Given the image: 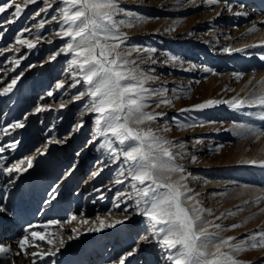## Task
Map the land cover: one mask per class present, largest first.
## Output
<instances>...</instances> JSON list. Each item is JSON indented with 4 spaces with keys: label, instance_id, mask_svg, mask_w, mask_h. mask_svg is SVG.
<instances>
[{
    "label": "rangeland",
    "instance_id": "1",
    "mask_svg": "<svg viewBox=\"0 0 264 264\" xmlns=\"http://www.w3.org/2000/svg\"><path fill=\"white\" fill-rule=\"evenodd\" d=\"M167 1L121 0L126 9L149 18L132 28L124 29L127 36L135 44L156 48V59L164 61L154 66V74L158 79L151 82L150 87H166V97H172L173 90L179 96L181 90L186 89V94L176 98L172 105L157 108L156 104H152L147 109L167 113L168 119L159 120L153 127L161 128L168 123L170 130L164 134L167 139L186 142L184 151L189 154V158L180 162L185 164L193 177L188 184L194 192L201 193L198 199L203 202V206L212 210V215L208 218L224 226L225 230L220 232L222 237L232 235L242 239L253 230L264 231V167L245 163L252 159L264 160V135L240 136L234 128L235 124H245L264 131V121L259 119L261 109L255 105L233 109L228 104L221 103L200 111L180 113V109L191 108L208 99L226 101L233 97L244 98L254 88L258 93L259 86H256L253 79L259 70L264 69L257 63L251 64L252 52L246 50L247 53L228 54L223 51L250 33L245 31L239 37L233 35L247 21L236 20L237 16L233 14L238 8L236 0L233 1L231 12L223 8L219 21L212 19V9L185 8L192 0H179V4L178 0L166 4ZM16 3L23 6V0H16ZM158 3H164L161 9L166 11L152 13L139 7L141 4L149 8L157 7ZM43 6L31 5L15 24H5L7 31L0 38V49L20 47L15 44V36L24 27L35 33L39 19L44 16L42 14L36 19L31 17L38 7ZM11 11L7 10L4 15H10ZM55 31H58L55 23L46 24L41 30V39L37 42L36 49L29 52L22 47L20 55H26L27 59L22 60L15 71L11 70L14 66L11 61L17 56L14 51L4 53L1 58L0 93L21 71L24 72L12 91L4 94L2 105L0 104V145L19 142L15 150L9 149L2 155L8 157L6 164L32 157L33 166L23 174L13 173L11 177L0 170V203L8 202L10 207L17 205L18 219L14 222L20 221L22 226H26L13 232L11 226L6 230V224L1 223L0 243L13 244L11 238L26 235L25 229L30 224L36 226L32 229L39 228L35 223L44 221L43 216L39 218L43 201L51 192V184L60 180L64 191L54 199L53 214L47 219L60 223L49 225L48 228L51 229L46 235L54 241L48 248H58L60 239L65 241V246L60 248L56 256L50 257L46 264H52L53 261L54 264H107L111 260L119 261L120 256L126 255L137 246L138 250L131 257H127L129 260L133 259L135 264L165 262L159 245L155 241L143 239L147 234L146 219L136 214L134 201L121 199L116 195L118 190L126 191V186L115 184L117 178L122 179L117 177V165L107 160L103 150H97L98 142L88 143L93 139L94 115L86 114L81 118L80 109L86 100L70 102L72 95L81 89L79 86L75 89L68 87L72 83L71 76L67 79L65 76L68 58L61 54L54 61L49 59L50 54L57 51L62 44L54 34ZM24 38L34 41L36 39L35 35L29 33H25ZM166 55L178 59L165 60ZM29 65L35 66L29 68ZM204 68L211 71L205 72ZM61 81L65 83V88L57 89L55 86ZM49 91L53 92V96H47ZM61 103L66 105L63 109L59 108ZM37 106L50 107L52 110L35 113ZM178 113L181 120L195 122L196 126L178 129L170 124L171 118ZM80 119L84 121L83 128L69 136ZM17 121H23L25 126L14 131L9 129L7 133L3 131L4 126ZM209 121L215 123H207ZM53 126L54 130L50 131ZM53 136L61 140L65 137L68 139L66 143L49 144L48 141ZM196 138L201 143L196 144ZM191 155L197 157L195 163L191 162ZM21 167H27V163ZM94 169H98L99 173L95 177ZM91 178H95L101 185L111 184L113 189L110 192L107 188L95 192L87 181ZM176 178L173 176V179ZM10 179L15 180V183L10 184ZM21 179L24 186L17 190ZM85 184L89 187L82 189ZM42 192H46L45 198ZM40 193L42 195L39 204L33 210L32 206ZM258 197L260 203H255ZM118 199L120 207L114 208ZM246 201L251 203L245 204ZM125 208L128 209L127 220ZM229 212L232 214L229 215ZM73 216L76 217L75 220L71 219ZM98 217L114 226L105 227L99 232L88 231L93 225L99 226ZM216 217L222 218L217 220ZM84 220L88 223H83ZM115 220L125 222L115 224ZM233 224H238L239 227L233 229ZM242 231L245 232L239 234ZM113 241L120 245L119 250L114 251ZM35 250L40 251L41 248ZM234 258L241 264H264V248L248 247L236 253Z\"/></svg>",
    "mask_w": 264,
    "mask_h": 264
},
{
    "label": "snow or ice",
    "instance_id": "2",
    "mask_svg": "<svg viewBox=\"0 0 264 264\" xmlns=\"http://www.w3.org/2000/svg\"><path fill=\"white\" fill-rule=\"evenodd\" d=\"M192 2L194 3L195 0ZM206 2L214 5L220 0H206ZM41 4L44 6L38 7L31 17L36 19L42 14L44 16L39 19L36 32L32 33L28 27L22 28L15 36V44L20 47L0 49V55L12 51L17 54L11 61L14 65L11 70L15 71L21 65V61L27 59L26 55H20L21 48H27L29 52L36 49L37 42L41 39V30L46 24L55 23L58 31L54 34L62 41V44L57 51L50 54L49 59L54 61L61 54L68 58L65 76L66 79L68 76L72 78V83L68 87L75 89L79 86L81 89L72 95L70 102L86 100L80 109L81 118L86 114L94 115L93 139L88 143L98 142L97 150H103L107 160L117 165V177L122 179L117 178L115 184L126 186V191L118 190L116 195L121 199L134 201L136 214L146 219L147 234L143 239L155 241L159 245L165 264H241L234 258L236 253L248 247L264 248V231L261 230H253L242 239L224 238L220 235V232L225 230L224 226L208 218L212 215V210L203 206V202L198 199L201 193L194 192L188 184L193 177L185 164L180 162L189 158V154L184 151L186 142L167 139L164 134L170 130L168 123L161 128L153 127L159 120H167V113L147 109L152 104H156L157 108L162 105H172L176 98L186 94V89H182L179 96L173 90V96L166 97L165 94L168 91L166 87H150V83L158 79L154 74V66L164 61L156 59L155 54L158 52L156 48L133 43L124 31L149 18L126 9L122 6L121 0H23V6L16 3V0H3L0 2V29L4 31H0V38L7 31L5 24H15L29 6ZM224 4L225 10L231 12L234 5L229 0H224ZM245 7L240 3L241 10L233 14L248 15L244 11ZM10 9L12 10L10 15L5 16L6 11ZM221 14L217 13V15ZM260 23L264 24V21ZM253 30L254 28H251L248 31ZM25 33L35 35V41L24 38ZM47 42L52 43V41ZM261 44L264 45V41ZM247 47L249 46L224 48L223 51L231 54L243 52ZM167 59L176 61L178 58L166 55L165 60ZM260 59L264 60V54L260 56ZM34 66L29 65V68ZM203 70L211 71L209 68ZM23 75L24 72L21 71L0 94L11 92ZM259 84H264V78L258 82ZM55 87L63 89L65 83L57 82ZM47 96H53V92L49 91ZM41 99L44 98L41 97ZM221 103H226L233 109H241L245 105L258 106L261 109L259 119L264 121V92L258 94L255 88L244 98L233 97L226 101L208 99L191 108H182L180 113L200 111ZM65 106V103H61L59 108L63 109ZM51 110L50 107L37 106L35 113ZM169 123L178 129L196 126L195 122L181 120L179 113L173 116ZM24 126L23 121H17L7 125L3 131L7 133L9 129L14 131ZM83 126L84 121L80 119L69 136ZM234 128L236 134L240 136L264 135V131L245 124H235ZM53 130L54 126L50 131ZM67 139L68 137L61 140L53 136L48 143L62 144L66 143ZM18 143L17 141L7 146H0V170L9 177L13 173L23 174L33 166L32 157H25L11 164L5 163L8 157L2 154L9 149L15 150ZM195 143L199 144L201 140L196 138ZM190 160L195 163L197 157L191 155ZM24 163H27V167H21ZM245 163L264 167V160L252 159ZM98 174L94 172L93 177ZM173 176L177 178L173 179ZM9 183L14 184L15 180L10 179ZM249 203L251 202H245V204ZM255 203H260L259 197ZM119 207L120 199L114 203V208ZM6 211L7 209L0 205V213ZM124 213L127 220V208L124 209ZM221 218L216 217L217 220ZM71 219L75 220L76 217L73 216ZM97 219H99V226L93 225L88 231L99 232L105 227L114 226L112 223H105L99 217ZM124 222V220L114 221L115 224ZM58 223L60 222L57 220L48 221V225ZM83 223L88 221L84 220ZM34 227L31 224L28 225L25 229L27 234L22 236L15 245L0 243V257L7 258V254L15 246L20 249L16 256L24 254L43 260L45 256H56L60 248L65 246V241L60 239L59 247L55 250L52 248L46 252L31 250L41 247L37 241L46 242L48 245L54 242L45 232L35 230L29 232V229ZM237 227H239L238 224L231 225L233 229ZM210 228L213 230L210 231ZM73 231L76 230L73 229ZM137 250L138 246L126 255L120 256L118 264H126L127 257H131Z\"/></svg>",
    "mask_w": 264,
    "mask_h": 264
},
{
    "label": "bare ground",
    "instance_id": "3",
    "mask_svg": "<svg viewBox=\"0 0 264 264\" xmlns=\"http://www.w3.org/2000/svg\"><path fill=\"white\" fill-rule=\"evenodd\" d=\"M175 1L176 0H168L166 2V4L167 3H173ZM233 1L234 0H229V2L232 4H233ZM240 3H242L246 6L244 11H246L248 13V15L237 16L236 20H246L247 23L244 26H242V28H239L237 31H234L233 35L235 37H237V36L239 37L240 35H243L245 31H248L251 28H254V30L251 31L247 36H242L243 38L239 42H233V44H231L230 48H244L245 45H248L249 47H247L245 49V51H243V53H247L246 50L251 51L252 52V55H250L251 64L257 63V65L259 67L264 69V60L260 59V56L262 54H264V45L261 44V42L264 41V24L260 23L261 21H264V0H236V4L238 5V8L236 9V11L241 10L239 8ZM164 5L165 4L162 3L161 5L159 4L157 7L154 6V7L149 8V6L141 4V5H139V7H141V9L145 8V10L152 12V13H162V12L166 11V10L163 11L161 9V7H163ZM197 7H199V8L203 7L206 10L212 9V13H213L212 19L219 21V19L222 18V15H217V13L223 12V8L225 7V4H224V0H220V2H218L214 5H210L209 3L206 2V0H195L194 3L193 2L187 3L185 8H197ZM249 23H252V24H249ZM0 42H2L1 39H0ZM5 53H7V52H5ZM3 56H4V54L0 55V67H1V58ZM243 58L244 57H242V59ZM262 78H264V70H259L253 79V82L256 84V86L257 87L259 86L258 94L264 92V84L258 85V82L261 81ZM244 90H246V88ZM3 97H4V94H0V104L1 105H2ZM12 114H14V113H12ZM5 118H6V113L4 114V119ZM2 126H4L3 122H2ZM6 127H7V125L4 126V128H6ZM93 172H98V169H94ZM22 180L23 179H21L20 181L18 180L19 182L17 181L18 182L17 187H16L17 190L19 188H22V186H24V183ZM59 181L55 184L52 183L51 188H49L51 190L50 193H53L52 197L50 196V193H49V195H47V198L43 201V207L41 209L42 213L39 216V218L43 216L42 220H44V221H39L37 224L35 223V225H37L39 228H35V229L29 230V231H33V230L42 231V232H45V234H48L50 232L51 228L50 229L48 228V226H49L48 221H50V220H47V219L50 218L53 214V212H52L53 211V205H52L53 201L59 193H62L64 191L63 183H60ZM87 181L90 182L89 186H91V189L95 190V192H98L97 189H99L100 192L104 188H107L108 192H110L113 189L110 187L111 184L101 185V183L100 182L98 183L97 180H95V178H91ZM67 186H69V185H67ZM89 186H86V184H85V185H83L82 189H86ZM57 189H59V190L55 192V190H57ZM42 193L44 194V198H45L46 192H42ZM42 193L39 194V197L34 202V205L32 206L33 210H36V206L39 204V201H40L39 198L41 197ZM46 201H47V203H46ZM0 205H3L7 209L6 212L0 213V225H1V223L2 224L5 223L6 224L5 226L7 227L6 230L11 226L13 229V232L16 229L20 230V228L23 229L26 227V226H22V223H20V221H18L17 223L14 222V220L18 219L17 218L18 215L16 212L17 211V208H16L17 205H13V207H10L8 202H1ZM25 220L27 221V218ZM41 225H45L46 227L42 228V227H40ZM244 232L245 231H242L239 234H242ZM21 237L22 236L12 237L10 241L13 242V244L11 243L10 245H15L16 242ZM227 237H234V236L230 235V236H226L224 238H227ZM37 243H39L41 245V247H40L41 252L48 251L49 245L46 242L37 241ZM112 246H113L114 251L119 250L121 248L120 245L116 241L112 242ZM31 250H35V249H31ZM19 251H20V249L18 247L13 246L11 248V251L7 254V258L0 257V264H33V262H34V264H46V262H48V260L50 259V257H48V256H45L43 260L39 259L38 257H30V256H26L24 254H21L20 256H16L15 254ZM35 251H39V250H35ZM132 260L133 259H130V260L126 259V264H135V262H133L134 260L133 261ZM54 263L55 262L53 261L52 264H54ZM107 264H118V260L117 261L111 260ZM160 264H165V262H162Z\"/></svg>",
    "mask_w": 264,
    "mask_h": 264
}]
</instances>
